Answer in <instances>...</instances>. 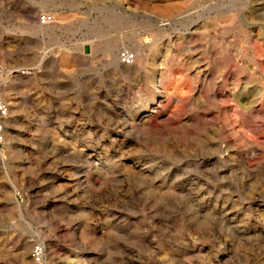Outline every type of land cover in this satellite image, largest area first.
Here are the masks:
<instances>
[{
  "label": "rangeland",
  "instance_id": "1",
  "mask_svg": "<svg viewBox=\"0 0 264 264\" xmlns=\"http://www.w3.org/2000/svg\"><path fill=\"white\" fill-rule=\"evenodd\" d=\"M0 98V264H264V0H0Z\"/></svg>",
  "mask_w": 264,
  "mask_h": 264
},
{
  "label": "built area",
  "instance_id": "2",
  "mask_svg": "<svg viewBox=\"0 0 264 264\" xmlns=\"http://www.w3.org/2000/svg\"><path fill=\"white\" fill-rule=\"evenodd\" d=\"M39 21L42 24H47L49 23L50 16L47 14H44L42 16H39ZM135 59V54L126 50L121 52L120 54V60L123 64H130L134 61ZM26 71H23L22 74H25ZM10 110L7 104L0 98V144L4 143L5 141V119L9 116ZM43 249L38 247L35 250V256L38 258L42 254Z\"/></svg>",
  "mask_w": 264,
  "mask_h": 264
},
{
  "label": "bare ground",
  "instance_id": "3",
  "mask_svg": "<svg viewBox=\"0 0 264 264\" xmlns=\"http://www.w3.org/2000/svg\"><path fill=\"white\" fill-rule=\"evenodd\" d=\"M39 20V19H38ZM50 22V21H49ZM39 23H40V25H38V29H39V31H41V30H43L44 28H45V25H47V24H42L40 21H39ZM48 26V25H47ZM37 28V27H36ZM49 30V29H48ZM37 31V30H36ZM47 31V30H46ZM41 33V32H40ZM127 65V64H126ZM156 77V76H155ZM158 77V76H157ZM154 81V80H153ZM158 84V83H157ZM13 104V103H12ZM12 104H9V108H10V110H11V108H12ZM11 119H9V120H6L5 119V126H6V124H7V129L9 128L10 129V125L11 126H13V127H15L16 126V120L14 119V118H12V117H10ZM8 129V130H9ZM5 131H6V129H5ZM7 137V139L9 138V135H5V138Z\"/></svg>",
  "mask_w": 264,
  "mask_h": 264
}]
</instances>
